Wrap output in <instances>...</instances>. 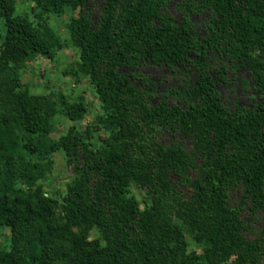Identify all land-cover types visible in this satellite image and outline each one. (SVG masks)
<instances>
[{"label": "trees", "instance_id": "16d2710c", "mask_svg": "<svg viewBox=\"0 0 264 264\" xmlns=\"http://www.w3.org/2000/svg\"><path fill=\"white\" fill-rule=\"evenodd\" d=\"M31 1L35 20L18 13L17 0H0V238L10 231L0 264H264V233L245 235L264 214V0H180L179 21L170 0H106L97 25L83 11L72 17L68 45L79 59L67 73L90 81L102 113L59 138L57 115L78 123L88 103L34 94L21 70L64 47L45 19L86 2ZM192 14H208L205 35ZM144 64L196 75L184 71L185 84L153 104ZM241 68L257 97L230 107L219 86ZM162 131L191 147L161 142ZM55 153L73 169L64 191L50 178Z\"/></svg>", "mask_w": 264, "mask_h": 264}, {"label": "rangeland", "instance_id": "374dc122", "mask_svg": "<svg viewBox=\"0 0 264 264\" xmlns=\"http://www.w3.org/2000/svg\"><path fill=\"white\" fill-rule=\"evenodd\" d=\"M180 0H170L167 6V11L177 21L182 17L181 11L178 9V3ZM86 4L84 8L77 9L75 11H68L65 15L56 16L50 15L45 19L46 23L52 27L55 32L62 38L64 47L57 51L54 58H48L45 56H39L35 60L30 61L24 65L21 70L22 83L27 86L34 94H44L57 100L59 93L67 95L69 98L76 96H83L88 103V113L78 123H74L68 120L62 113L56 117L57 128L53 136L59 138L67 133L69 128L76 125L81 132H85L90 124L95 122L96 117L102 113L101 101L98 98L94 87L90 84V81L86 78H80L78 80L75 76L67 73V71L75 65L79 59L78 49L68 45L70 36L68 32V24L72 17L80 16L83 11L85 14H89V20L97 25L101 19L103 8L106 0H85ZM18 13L26 15L30 20H35L32 8L35 4L31 0H17ZM208 17V14H192L191 20L194 22V29L200 34L205 35L204 21ZM36 22V21H35ZM3 27L0 23V28ZM6 34L5 29L0 30V49L2 47L3 39ZM211 55V53H209ZM217 67L218 64L214 63ZM143 76L149 78L155 83V97L151 100L153 104H157L158 100L162 98L163 94L167 92L173 86H183L185 84L186 76L184 71L187 69L183 66H177L175 70H171L166 66H157L152 64H144L140 68ZM187 73L190 76L191 81L195 78L196 72L194 70H188ZM150 87H148L149 89ZM219 92L223 101L230 107L235 104L248 106L255 101L254 97H257L252 90V76L246 68L239 69L236 73L230 69L228 72V81L226 84L219 86ZM170 103L177 102L175 99L169 100ZM95 130L94 127H90ZM97 138L105 137V133L102 131H95ZM157 138L161 142L170 143L171 141H178L184 143L185 147H191V139L183 136L182 134H172L162 131ZM54 168L50 178H54L53 188L55 190H62L66 188V182H68L73 173L71 166L67 164L66 158L62 153L54 154ZM174 180V177H172ZM179 190H183L185 193L190 194V190L187 186L178 187ZM133 192L137 196L138 200L145 199L146 192L137 186H133ZM241 197V191L236 188L231 192V200L235 203L239 201ZM248 212H244L242 218L246 220L249 217ZM250 229L245 233L246 237L250 240H254L264 233V214H258L251 221H248ZM3 236L0 241L7 243L10 236L9 229L2 231ZM92 236L96 237V232H92ZM192 248H196L194 244H191ZM201 251L200 248H197Z\"/></svg>", "mask_w": 264, "mask_h": 264}]
</instances>
